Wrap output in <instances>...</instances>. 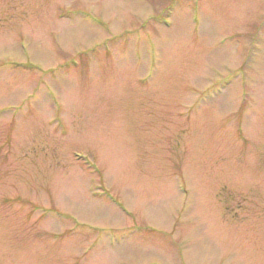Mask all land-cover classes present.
Masks as SVG:
<instances>
[{
	"label": "rangeland",
	"instance_id": "374dc122",
	"mask_svg": "<svg viewBox=\"0 0 264 264\" xmlns=\"http://www.w3.org/2000/svg\"><path fill=\"white\" fill-rule=\"evenodd\" d=\"M0 264H264V0H0Z\"/></svg>",
	"mask_w": 264,
	"mask_h": 264
}]
</instances>
